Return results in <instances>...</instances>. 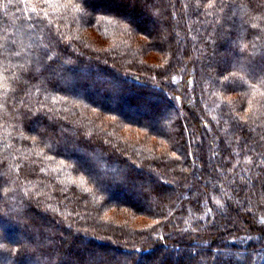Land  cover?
Returning <instances> with one entry per match:
<instances>
[{"label": "trees", "instance_id": "obj_1", "mask_svg": "<svg viewBox=\"0 0 264 264\" xmlns=\"http://www.w3.org/2000/svg\"><path fill=\"white\" fill-rule=\"evenodd\" d=\"M0 45V264L264 262V0H0Z\"/></svg>", "mask_w": 264, "mask_h": 264}, {"label": "rangeland", "instance_id": "obj_2", "mask_svg": "<svg viewBox=\"0 0 264 264\" xmlns=\"http://www.w3.org/2000/svg\"><path fill=\"white\" fill-rule=\"evenodd\" d=\"M112 51H114V50H112ZM151 56L154 58H158L159 54L154 52V53H152ZM140 57H141L140 59H142L143 61L152 60L150 55L147 56V54H145V53L144 54L141 53ZM152 63H155V62L152 61ZM235 95L236 94L234 92L228 93V94L224 93V96L229 100H234ZM259 112H260V105L257 103L256 104L252 103V100H250L248 98L247 103H246V108L243 110V112L240 113V115L247 118L249 116H254V115L258 114ZM170 114H172V113L169 111H165L163 116L167 117V115L169 116ZM107 119L113 120L118 126L120 125L121 126L120 129H121L122 133L125 134V136L129 137L130 139L137 140L139 138H145L146 142L149 141V144L150 143L156 144V146H155V147H157L156 149H159L161 151L162 150L165 151V149H167V146H169V148H170V144L168 143V140H166V139L155 137V136L151 135L150 133H147L146 131H141L137 127H133V126H129L127 124H124L123 122H120L119 120L115 119L114 117H108ZM157 126H160V125H157ZM170 150H171V148H170ZM172 151H171V153H173L172 155L176 154V152H174V151L172 152ZM176 155H178V153ZM176 155H174V156H176ZM110 210H112V208H110L109 211ZM101 211L106 212L105 209L100 210V212ZM104 215H106V214H104ZM135 222H132V223L135 225H137L138 223L141 224V222L138 220H137V223H135ZM141 228H144V226L139 227V229H141Z\"/></svg>", "mask_w": 264, "mask_h": 264}, {"label": "snow or ice", "instance_id": "obj_3", "mask_svg": "<svg viewBox=\"0 0 264 264\" xmlns=\"http://www.w3.org/2000/svg\"><path fill=\"white\" fill-rule=\"evenodd\" d=\"M215 2V0H213V3ZM0 47H2V45H0ZM0 76H2V73H0ZM5 87H6V82H5ZM261 223H264V221H262ZM237 264H240L239 261H237ZM262 264H264V262H262Z\"/></svg>", "mask_w": 264, "mask_h": 264}]
</instances>
